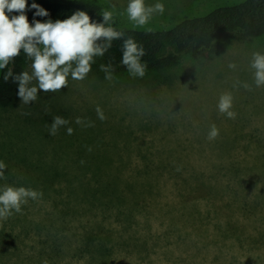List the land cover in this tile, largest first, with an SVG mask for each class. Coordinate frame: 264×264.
Here are the masks:
<instances>
[{
    "label": "rangeland",
    "instance_id": "obj_1",
    "mask_svg": "<svg viewBox=\"0 0 264 264\" xmlns=\"http://www.w3.org/2000/svg\"><path fill=\"white\" fill-rule=\"evenodd\" d=\"M35 1L27 0L26 9ZM70 1L100 13L114 10L112 26L163 29L243 0H145L162 3L165 11L153 13L144 27L128 20L129 0ZM253 52L264 53V30L223 34L198 53H169L147 66L142 78L112 65V80L100 70L110 64L103 55L94 58L83 81L69 77L66 88L41 90L27 105L13 79L12 90L0 100V162L7 166L0 191L23 186L43 196L0 220V264H264V86L255 85ZM15 59V75L31 74L32 61L23 50ZM225 93L234 98V119L217 108ZM55 116L69 123L50 135ZM213 124L219 136L209 140ZM109 158L113 169L106 176H135V206L128 205L133 189L126 190L128 202L121 207L103 206L68 192L61 174L41 190L54 162L70 174L72 161ZM61 207L68 210L67 226L55 219ZM52 218L62 224L55 252L46 241V230L54 227L33 225ZM90 228L110 244L105 257L83 249L81 238Z\"/></svg>",
    "mask_w": 264,
    "mask_h": 264
},
{
    "label": "clouds",
    "instance_id": "obj_2",
    "mask_svg": "<svg viewBox=\"0 0 264 264\" xmlns=\"http://www.w3.org/2000/svg\"><path fill=\"white\" fill-rule=\"evenodd\" d=\"M27 0H0V69L6 68L21 50L32 61L31 74L23 71L13 77L9 68L4 79L13 77L18 82V96L22 104L27 105L38 98V92H56L68 86L69 77L72 80L83 81L91 71L95 57H102L111 47L114 40L123 39L124 32L116 30L113 25L114 10L102 12V22L91 19L85 11H76L64 20H36L30 25L25 10ZM36 9V16H47L45 9L38 4L31 5ZM6 10L7 13L6 14ZM165 6L162 3L146 5L145 0H129L126 8L128 20L136 27H144L153 16V13L163 15ZM17 12L18 15L9 14ZM121 64L126 67L129 75L144 77L147 63L141 62L146 55L143 46L133 38L123 39ZM251 67L256 71L254 81L256 87L264 86V53L253 52ZM234 68L235 65H229ZM100 70L105 73V79L112 80L115 69L112 64H101ZM33 81L36 84L33 85ZM247 88L248 86L245 85ZM233 96L231 93L222 94L217 108L221 114L234 119L236 113L232 111ZM98 118L106 119L99 106L96 108ZM69 121L61 116L53 117L49 129L50 135H55L61 126ZM81 124V118L76 119ZM91 126V125H89ZM73 129L67 128V134L72 135ZM219 136V129L211 125L207 138L215 140ZM7 166L0 162V178L4 176ZM43 193L32 188L14 187L5 185L0 191V220H6L13 213H21L22 205L29 199L38 200Z\"/></svg>",
    "mask_w": 264,
    "mask_h": 264
},
{
    "label": "trees",
    "instance_id": "obj_3",
    "mask_svg": "<svg viewBox=\"0 0 264 264\" xmlns=\"http://www.w3.org/2000/svg\"><path fill=\"white\" fill-rule=\"evenodd\" d=\"M40 7L45 9L48 13L47 16H36V9L31 7V4L26 10L25 15L28 21L33 24L34 21L47 22L52 20H64L73 15L76 11H85L89 14L91 19L96 22H102V13L98 12L93 6L86 3H74L70 0H37L34 2ZM116 30L124 32V38H133L139 45L143 46L146 55L141 57V62L147 63V66H153L162 61L169 53L182 54L186 51H192L194 53L208 50L213 47L215 41L223 34H229L238 30H247L249 32H258L264 30V0H243L238 3L222 5L213 8L209 12L199 16L186 17L174 24L172 27L163 29H137L127 27H116ZM123 39H117L113 41L112 47L104 54L110 64L115 66H123L122 60V44ZM15 64L16 59L4 69H0V100L10 93L13 86V77L15 76ZM9 68L13 72V77H10L7 81L4 76L7 74ZM72 171L70 174L64 173L58 166V162H54L52 166H48L50 170L49 178H44L43 182H46L41 188L45 190L53 186L52 181L62 175L68 192H79L80 196L86 197L89 202L99 201L103 206H109L110 204L121 207L124 203L128 202L129 194L127 189L135 190L136 179L131 175V178L124 180L116 175L107 174V169H113V158L107 160H94V161H72ZM36 165H32V169L36 170ZM40 168L39 166L37 167ZM31 169V168H30ZM67 170L69 168H66ZM119 167H115L114 170L119 171ZM90 170V175L86 180H83L84 172ZM133 199L128 203L129 208L131 204L136 205L137 202V190L134 191ZM135 199V200H134ZM57 207V206H56ZM57 220L65 222V226L69 223L66 220L68 216V210L64 208H56ZM14 219H18V215L14 214ZM14 220V221H16ZM65 220V221H64ZM47 223L41 221L34 222V227L45 229L46 224L49 227L46 230V235L49 240L51 251H57L58 245L62 243L59 239H62L59 235L60 221H54L47 219ZM60 226H57L56 223ZM50 229H53L51 232ZM62 234V233H61ZM74 235V234H73ZM101 234L95 232L90 228L85 231L81 238V244L83 249H88L90 253H95L100 257H105L107 251H110V244L105 241ZM18 236V235H17ZM17 236L13 235L16 239Z\"/></svg>",
    "mask_w": 264,
    "mask_h": 264
}]
</instances>
